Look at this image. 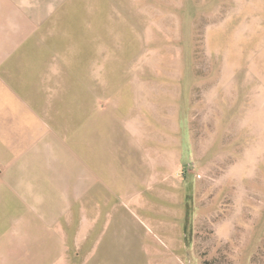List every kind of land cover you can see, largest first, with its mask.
I'll return each instance as SVG.
<instances>
[{"label":"rangeland","instance_id":"rangeland-1","mask_svg":"<svg viewBox=\"0 0 264 264\" xmlns=\"http://www.w3.org/2000/svg\"><path fill=\"white\" fill-rule=\"evenodd\" d=\"M44 2L62 160L0 264H264V0Z\"/></svg>","mask_w":264,"mask_h":264},{"label":"crops","instance_id":"crops-1","mask_svg":"<svg viewBox=\"0 0 264 264\" xmlns=\"http://www.w3.org/2000/svg\"><path fill=\"white\" fill-rule=\"evenodd\" d=\"M52 10L44 0H0V186L27 194L45 188L44 174L57 171L62 160L56 119L46 117L57 97L56 70L42 68L39 49L41 28ZM51 201L44 195L38 205L50 206ZM55 231L57 236L59 226ZM55 241L58 247L46 264L62 257L61 241Z\"/></svg>","mask_w":264,"mask_h":264}]
</instances>
